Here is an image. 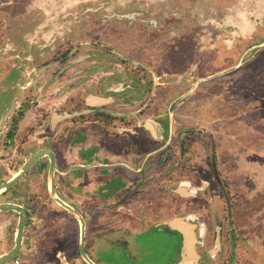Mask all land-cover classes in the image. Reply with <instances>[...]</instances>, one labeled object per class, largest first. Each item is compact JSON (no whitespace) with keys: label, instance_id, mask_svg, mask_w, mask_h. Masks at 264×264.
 Instances as JSON below:
<instances>
[{"label":"flooded vegetation","instance_id":"af4514ba","mask_svg":"<svg viewBox=\"0 0 264 264\" xmlns=\"http://www.w3.org/2000/svg\"><path fill=\"white\" fill-rule=\"evenodd\" d=\"M37 1L0 0V167H7V176L14 178L40 150L53 153L55 171V161L61 154L74 175V190L83 193H74L81 201L68 206L80 214L84 227L85 222H91L90 211L104 210L98 214L110 215V228L116 229L113 225L117 222L123 228L122 232L116 229L115 240L106 239L117 245L109 250L115 251L117 260L109 257L105 264L111 259L114 264H154L142 246L144 242H140L153 238L174 242L163 264H264V231L257 228L250 238L240 236L228 214L230 206H214L218 201L216 188L209 183L222 179L215 151L218 134L203 124L204 111L198 105L197 109H189L185 102L174 110L162 108L160 103L174 91L165 92L156 103L157 83L149 69L133 63L130 70L122 62L99 61L90 51L77 54L81 43L54 58L48 45L54 47L59 35L46 36L41 7H34ZM69 16L62 15L60 19L67 22ZM63 34L67 39L71 37ZM63 34L60 39L65 37ZM120 59L125 60L123 56ZM177 113L197 131L177 126ZM194 139L196 142H192ZM111 140L117 142L116 151ZM66 141L63 151L54 152V145L62 148ZM208 149L212 150L210 154ZM49 166L45 155L20 180L32 171L36 177L42 170L49 172ZM199 170H204L208 182L201 180ZM180 174L191 178H181L178 189H172V177ZM140 186L149 192L139 190ZM183 188L190 189L191 195L185 194ZM217 191L227 204L229 190ZM30 199L39 201L40 194L34 193ZM22 208L26 212L23 236L33 217L29 208ZM227 208V221H220L218 215ZM202 212L209 215L206 223L201 220ZM179 220L189 226L194 236L193 251L187 248L183 233L172 225ZM72 221L79 230V222ZM33 241L41 256L48 257L49 264H58L57 256L66 264L71 262L67 240L35 235ZM90 241L84 234L85 253L99 264L86 249L88 243L95 246L96 239ZM33 257L39 264L40 257Z\"/></svg>","mask_w":264,"mask_h":264},{"label":"rangeland","instance_id":"374dc122","mask_svg":"<svg viewBox=\"0 0 264 264\" xmlns=\"http://www.w3.org/2000/svg\"><path fill=\"white\" fill-rule=\"evenodd\" d=\"M34 7H41L39 12L43 13L46 36L59 35L54 47L48 45L54 58L81 43L77 54L90 51L99 61L122 62L130 70L133 63L149 69L157 83L156 103L162 94L174 91L160 103L162 108L174 110L191 90L187 97L194 95L189 98L194 109L198 105L202 110L207 107L214 111L202 113L205 126L216 122L217 128L221 125L230 131L227 137L250 145L249 153L246 150H234L230 154L220 152L221 157L247 160L240 170L248 169L252 181L250 189L256 194L253 205L242 210L241 216L253 222L255 216L251 212L259 207L262 214L259 218L258 213L256 219L264 221V0H39ZM66 14L70 16L64 22L60 17ZM72 24L76 28H72ZM63 33L71 37L67 39ZM62 34L65 37L60 39ZM88 44L92 46L90 49ZM1 104L0 101V110ZM175 124L187 126L185 129L190 131L195 129L181 120L179 113ZM192 142H196L195 139ZM211 152L208 149L207 154ZM182 169L185 173L186 168ZM197 174L202 181H209L206 173L199 170ZM180 176L172 177V189H178L181 178H191L188 174ZM218 179L216 184L209 183L210 187L221 191L227 189L229 194L231 191L233 196L228 194V198L232 202L235 199V203L238 202L239 188L245 189V194L250 191L233 182L238 178ZM217 200L220 207L230 206L223 198L217 197ZM227 212L228 208L220 212L218 219L226 222L227 215H231ZM207 215L200 213L205 223L208 222ZM110 220V215H103L100 222L105 225L104 222L108 224ZM120 226L119 222L113 225L122 232ZM107 234L111 232H102L96 238L95 246H87L94 260L96 257L102 262L109 257L116 259V253L109 250L116 249L117 245L113 247L106 241ZM140 242H144L142 246L154 264H163L174 245L164 238Z\"/></svg>","mask_w":264,"mask_h":264},{"label":"crops","instance_id":"0c3cea01","mask_svg":"<svg viewBox=\"0 0 264 264\" xmlns=\"http://www.w3.org/2000/svg\"><path fill=\"white\" fill-rule=\"evenodd\" d=\"M232 53V52H230ZM188 93V92H186ZM189 94V93H188ZM185 98V106L187 108L194 109L193 104L189 101V98L193 97V94L190 95V97ZM188 99L189 103L186 102ZM184 101L182 103H184ZM192 105V107H191ZM181 107H184L181 106ZM197 109V107L195 108ZM203 113H214V111H211L207 107L204 108ZM244 113V112H242ZM224 116L227 117L224 113H222ZM195 116L196 113H195ZM228 118V117H227ZM219 120L221 118H218ZM57 123V122H55ZM205 125V123H204ZM214 129V132L218 134L216 141H215V151L217 155V164L219 166L218 171L221 173V176L227 180H231L232 178H238V180H233V182H236L237 185H243L244 187H247L249 192L245 194V189L239 188L240 191L239 194V200L237 203L236 199L232 202L229 198L230 202V208H231V216H232V222L235 227H237L240 230L239 234L240 236H245L246 238H250L253 236L254 229L261 228V231H264V221L260 222L256 219V216L260 211H258L259 207L251 212V215H254L255 218L252 220L253 222H249L248 219L245 221L241 216L242 210L244 211L245 208H248L249 205H253V196H255L256 192H252V188L250 189L251 185L249 184L251 181V178L247 174L248 169L240 170L242 166H245L242 164L246 161L231 159L233 156L229 157H221L220 152L226 151L227 153H232L234 150H246L249 153L250 145H246V143H240L239 141L234 140L232 137L229 138L227 135L230 133V131L224 126L219 125L218 128L215 123H210V126ZM229 138V139H227ZM68 140V138H67ZM66 141L61 148V145H54L53 149L54 152L55 149L59 150L57 152L63 151V149L66 147ZM112 143V148L117 149V142L116 140L110 141ZM228 142V143H227ZM245 154V153H244ZM8 155V154H6ZM241 158V157H238ZM250 162V160H249ZM21 163V162H20ZM56 163V170L53 174V190L55 193V196L60 199L62 202H64L67 205L72 206L77 205L81 200L80 197H74L73 194L76 193L80 196L82 193V190L78 192L77 190H74V181L72 182L71 178L74 175L70 174V169L68 170V163L65 159L62 158L61 154L58 153V158L55 161ZM236 164H238V167H234ZM2 165V164H1ZM142 167V166H141ZM221 167V169H220ZM223 167V168H222ZM7 167L3 170L0 167V186L3 182L9 181L12 177L7 176ZM243 169V168H242ZM34 171H32L33 173ZM204 170L202 171V173ZM30 173L28 176H26L24 179L20 180L19 183H17L11 190L3 192L4 190H0V203H10V204H16L19 206H22L24 208H29L30 215L33 217L30 220V225L26 228V231L24 235L22 236L21 241V248L20 251L15 259H18L19 264H38L36 262L37 258L35 259L33 256L38 255L40 257L39 264H49V260L46 261L48 257L41 256V253L37 251V244L35 241H33V238H35V235L42 236V238H48L50 239H56V240H67V249L70 246V250H68L69 257L71 259L72 264H86L82 257L79 255V230L78 227L74 222H71L70 220H77L74 215L69 214L63 207H61L57 202L53 200L49 193V187H48V179H49V173L46 170H42L41 174L36 177V175H32ZM116 173V172H115ZM229 174V175H228ZM47 175V176H46ZM117 175V174H116ZM231 175V176H230ZM36 177V178H35ZM240 177V178H239ZM254 182V181H253ZM149 183V182H148ZM190 185V184H189ZM74 187V188H73ZM144 190L146 192H149V190L142 189V187H139V190ZM185 194L188 195V192H191L190 189H182ZM216 188V197L221 198ZM34 193L37 195L40 194L39 201H32L30 199L31 196H34ZM105 193V191H103ZM260 194V193H259ZM264 194V192H263ZM186 195V196H187ZM191 195V194H189ZM188 195V196H189ZM103 196V195H102ZM229 196H233V193L230 191ZM237 197V196H236ZM30 199V200H29ZM103 201L106 202V200ZM97 202L99 204H103L105 206L106 203ZM96 203V204H97ZM108 203V202H107ZM218 204H214V206H217ZM220 207V205H218ZM87 205H83L84 211H86ZM75 210V209H74ZM104 211V210H103ZM101 210V212H103ZM98 212V213H101ZM91 213V219H89L91 222L88 224L85 222L84 227V234L85 238L90 241V238L94 240L96 239L102 232L107 233V231L111 232V234H107V238H111L113 240L116 239V229L110 228L109 224L107 222H104L105 225H103L100 220L103 217V214L93 213V211H90ZM261 214H258L259 218H261ZM80 215V214H79ZM146 220V219H145ZM259 221V222H258ZM71 222V224H69ZM17 223H18V213L14 211H0V255H3L7 253L9 250H11L14 247V240L16 237V231H17ZM252 224V225H251ZM37 226V227H36ZM98 227H100V230H98ZM149 227L146 228L148 230ZM142 228H139V232L142 233ZM99 231V233H98ZM259 233V232H258ZM256 233V235L258 234ZM41 234V235H40ZM264 237V233H263ZM91 242V241H90ZM54 243V242H51ZM92 245L91 243H88ZM115 245V244H112ZM114 250V248L112 249ZM115 252V251H111ZM58 258V259H57ZM56 262L58 264H66V261L57 256ZM97 263L99 264H105L100 259L96 257ZM101 261V262H98ZM117 260V259H113ZM112 259L107 264H114L115 261ZM69 263V264H70Z\"/></svg>","mask_w":264,"mask_h":264},{"label":"water","instance_id":"95a60500","mask_svg":"<svg viewBox=\"0 0 264 264\" xmlns=\"http://www.w3.org/2000/svg\"><path fill=\"white\" fill-rule=\"evenodd\" d=\"M188 91V93H190ZM186 93V95L188 94ZM48 156L49 161H50V166H49V179H48V187H49V193L53 200L57 202L65 211H67L69 214L74 215V217L77 219L79 222V253L83 259V261L86 264H95L85 253L84 250V223L82 217L77 214L72 208H70L68 205H66L64 202H62L60 199H58L55 196L54 190H53V172H54V155L51 151L49 150H40L34 153L23 165L19 173L12 178L10 181L6 182L5 184L0 186V190H8L11 188L18 180L21 179V177L31 168L40 158L43 156ZM0 211H15L19 215V221L17 224V231H16V237L14 240V247L9 250L7 253L0 255V264H5L8 261H11L15 259L20 251L21 248V238H22V233L23 229L26 223V212L25 210L15 204H9V203H0ZM172 225L180 230L184 237H185V244L187 245V248L190 251H193V241H194V236L189 228V226L185 223H182L181 220L179 222H173Z\"/></svg>","mask_w":264,"mask_h":264},{"label":"built area","instance_id":"2783aa9c","mask_svg":"<svg viewBox=\"0 0 264 264\" xmlns=\"http://www.w3.org/2000/svg\"><path fill=\"white\" fill-rule=\"evenodd\" d=\"M5 264H19L18 259H13L11 261L6 262Z\"/></svg>","mask_w":264,"mask_h":264},{"label":"bare ground","instance_id":"6f19581e","mask_svg":"<svg viewBox=\"0 0 264 264\" xmlns=\"http://www.w3.org/2000/svg\"><path fill=\"white\" fill-rule=\"evenodd\" d=\"M186 183V182H185ZM188 183V182H187ZM189 185V184H188Z\"/></svg>","mask_w":264,"mask_h":264}]
</instances>
